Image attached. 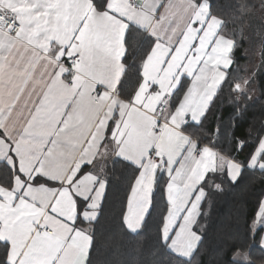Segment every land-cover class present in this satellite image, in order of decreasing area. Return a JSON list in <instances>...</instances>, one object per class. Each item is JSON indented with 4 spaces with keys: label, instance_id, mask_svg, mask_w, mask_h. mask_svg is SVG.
<instances>
[{
    "label": "snow or ice",
    "instance_id": "obj_1",
    "mask_svg": "<svg viewBox=\"0 0 264 264\" xmlns=\"http://www.w3.org/2000/svg\"><path fill=\"white\" fill-rule=\"evenodd\" d=\"M230 7L242 24L252 10ZM225 26L214 0H0V264H91L110 158L136 173L132 233L153 219L167 175L158 241L168 264H192L214 177L264 170V138L244 164L212 146L219 126L207 144L191 132L234 63ZM253 223L264 230V204ZM230 264L254 261L235 244Z\"/></svg>",
    "mask_w": 264,
    "mask_h": 264
},
{
    "label": "trees",
    "instance_id": "obj_2",
    "mask_svg": "<svg viewBox=\"0 0 264 264\" xmlns=\"http://www.w3.org/2000/svg\"><path fill=\"white\" fill-rule=\"evenodd\" d=\"M233 2L214 0L217 15L226 21L224 33L237 41L234 63L203 126L194 127L191 132L207 144L219 126L220 134L212 146L223 156L247 164L250 154L258 147V139L264 138V8L260 7L261 0H249L251 14L242 24L233 18L230 7ZM237 83L247 98L237 93L234 88ZM240 141L243 147H239ZM105 172L109 183L98 222L91 225L94 233L89 254L91 264H168L169 257L160 246L157 233L160 215L166 207L163 188L167 175L157 173L160 185L154 192L153 219L138 233H132L124 226L123 216L136 174L134 168L111 158ZM214 181L221 188L211 185L205 189L199 218L202 240L193 254L192 264H230L235 244L244 246L254 264H264L260 239L264 230L253 223L264 201V170L244 167L238 180L232 182L225 168Z\"/></svg>",
    "mask_w": 264,
    "mask_h": 264
},
{
    "label": "crops",
    "instance_id": "obj_3",
    "mask_svg": "<svg viewBox=\"0 0 264 264\" xmlns=\"http://www.w3.org/2000/svg\"><path fill=\"white\" fill-rule=\"evenodd\" d=\"M175 2H179V0H175ZM232 67V66H231ZM231 67L228 69V71L231 69ZM38 71H39V69H38ZM189 80H190V78H189ZM111 159V158H110ZM110 159H108L107 161H106V165H105V169H106V166H107V163L109 162V160ZM107 189V188H106ZM105 194H106V191H105ZM104 201V200H103ZM103 201H102V204H103ZM102 204H101V206H102ZM262 204H264V201H263V203ZM259 213V212H258ZM258 218V217H257ZM257 225L258 226H261L260 224H258L257 223ZM263 236H264V234H263ZM262 245V244H261ZM262 247L264 248V245H262ZM91 250V249H90ZM90 254V253H89Z\"/></svg>",
    "mask_w": 264,
    "mask_h": 264
}]
</instances>
